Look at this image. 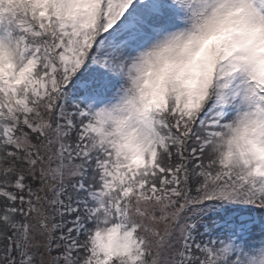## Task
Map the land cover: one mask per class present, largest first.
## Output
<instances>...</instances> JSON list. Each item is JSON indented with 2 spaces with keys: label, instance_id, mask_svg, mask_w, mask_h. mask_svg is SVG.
<instances>
[{
  "label": "snow or ice",
  "instance_id": "obj_1",
  "mask_svg": "<svg viewBox=\"0 0 264 264\" xmlns=\"http://www.w3.org/2000/svg\"><path fill=\"white\" fill-rule=\"evenodd\" d=\"M0 264H264V0H0Z\"/></svg>",
  "mask_w": 264,
  "mask_h": 264
},
{
  "label": "clouds",
  "instance_id": "obj_2",
  "mask_svg": "<svg viewBox=\"0 0 264 264\" xmlns=\"http://www.w3.org/2000/svg\"><path fill=\"white\" fill-rule=\"evenodd\" d=\"M208 42H209V43L211 42V38L209 39ZM188 84H189V86H192L193 82H192V81H189ZM150 102H152V101H150Z\"/></svg>",
  "mask_w": 264,
  "mask_h": 264
}]
</instances>
